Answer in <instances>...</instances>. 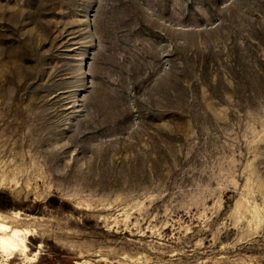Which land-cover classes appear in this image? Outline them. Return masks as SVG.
Wrapping results in <instances>:
<instances>
[{
  "label": "rangeland",
  "instance_id": "1",
  "mask_svg": "<svg viewBox=\"0 0 264 264\" xmlns=\"http://www.w3.org/2000/svg\"><path fill=\"white\" fill-rule=\"evenodd\" d=\"M0 191V264H264V0H0Z\"/></svg>",
  "mask_w": 264,
  "mask_h": 264
},
{
  "label": "trees",
  "instance_id": "2",
  "mask_svg": "<svg viewBox=\"0 0 264 264\" xmlns=\"http://www.w3.org/2000/svg\"><path fill=\"white\" fill-rule=\"evenodd\" d=\"M14 204L13 198L7 192L0 191V205L4 208H9ZM47 206L58 207L64 206L68 209H73L72 205L68 202L61 201L58 197H50L45 202Z\"/></svg>",
  "mask_w": 264,
  "mask_h": 264
},
{
  "label": "bare ground",
  "instance_id": "3",
  "mask_svg": "<svg viewBox=\"0 0 264 264\" xmlns=\"http://www.w3.org/2000/svg\"><path fill=\"white\" fill-rule=\"evenodd\" d=\"M5 230V226H3L2 224H0V231H4ZM9 239V238H8ZM8 239H6V238H3V237H0V244L3 246V247H5V248H7V247H11V242L8 240Z\"/></svg>",
  "mask_w": 264,
  "mask_h": 264
}]
</instances>
